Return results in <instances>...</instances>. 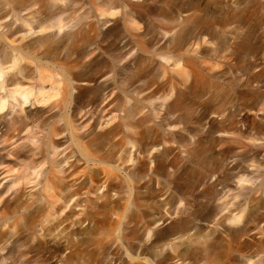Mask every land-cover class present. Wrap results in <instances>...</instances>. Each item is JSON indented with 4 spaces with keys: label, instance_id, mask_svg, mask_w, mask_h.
Listing matches in <instances>:
<instances>
[{
    "label": "rangeland",
    "instance_id": "rangeland-1",
    "mask_svg": "<svg viewBox=\"0 0 264 264\" xmlns=\"http://www.w3.org/2000/svg\"><path fill=\"white\" fill-rule=\"evenodd\" d=\"M166 3L172 4L168 5L169 16H162L156 10L150 14L144 12L153 5L167 8ZM202 3L195 5V8L204 7L205 2ZM187 8V5H181L179 0L153 2L42 0L31 10H21L17 15L29 16V11L39 14L38 16H48L51 12L58 13L56 18L63 20L66 29L74 26L75 19H81L85 25V35H94L93 40L87 43L84 55L80 57L81 65L84 64L89 71L96 73L97 77L107 76L109 83V109L113 118L109 123L119 124L113 129V146L123 137L135 138L139 133L144 135L146 140L158 137L160 141L162 138L169 140L167 134L173 132L176 137H171L169 146L181 144L176 142L178 137L185 143L194 142L197 138L201 139L204 154L210 155L215 160L216 166L215 171L211 175L208 174L202 182L212 184L211 190L215 198L227 202L226 207H231L233 203L244 199V206L236 214H239V219L245 221L244 224L247 226L246 234L240 239L248 240L246 244L249 247L239 248L236 247L237 244L230 242L233 251L228 257L210 255L208 258L186 256L180 258L178 256L196 247L198 239L212 237L209 233L211 229L218 238L220 235L225 237L226 232L224 233L223 230L226 231L227 225L230 224L226 220L219 227L213 226L216 217H219L215 215L193 219L195 210L206 201V197L201 193L204 184L198 185L196 167L190 160L194 159L193 154L187 155L183 151L184 147L179 146L180 160L175 167L176 170L168 168L154 175L147 186L144 185L147 173L137 178H129L124 172L120 173L118 175L121 178L113 177V189L107 192L106 196L98 199L93 194L86 195L82 188L63 203L52 216L46 215V209L42 206L41 214H37L30 233L21 230L23 222L19 212L9 213L6 221L0 224V228H9L8 224L17 220L21 234L16 237L15 229L13 230L12 227L7 229L10 232L0 241V264H159V259L161 264H264V216L257 223L258 227L254 228L248 217L251 194L241 190L245 193V198L241 194L237 195L239 187L248 190L260 182L257 176L259 173H264V164L246 161L236 165L237 157L225 151L229 147H234L230 130L227 129L229 123L242 127V120L252 121L256 114L253 110H239L232 103L231 106L226 105L230 120H224L226 112H216L222 101L213 97L207 102L212 79L202 70L201 58L193 55L192 64H185L184 61L174 64L175 57L168 53V39L175 32L179 13ZM137 11L141 12V17L135 16ZM185 13L182 11L181 14ZM9 17L11 18L12 15ZM9 17L5 20L8 21ZM131 18L138 30L132 25ZM11 22L13 19L9 21ZM228 29L232 31L234 28L230 25ZM52 33L53 39H57L60 35L57 34L56 28L52 29ZM141 34H146V38L151 39L150 42L145 43L140 37ZM5 36L8 41L15 42L20 38L14 30ZM34 39L29 35L23 38L21 43L25 42V50L39 48L40 45ZM258 45L262 48L257 51V61L264 69V35L260 37ZM201 47L203 49L209 47L206 35ZM0 51L9 53L12 50L1 43ZM113 54L117 55V60L119 59L115 71L110 69ZM166 54L170 57L169 60H164ZM74 57L75 54H70L69 58ZM119 66H127V68L118 70ZM6 71L12 72L9 69ZM130 74L134 76L131 84L128 83ZM169 83L173 84L171 90ZM188 85H194V95L187 92ZM176 95L181 98L179 112L184 116L191 113L192 118L183 119L178 126L170 128L166 126V119L162 113ZM15 109L19 110L18 107ZM22 109L25 114L24 120L28 122L45 119L43 111L28 103L24 104ZM127 110L129 116L126 118ZM108 117L110 118V115ZM166 117H169L168 114ZM52 120L58 119L56 117L46 119L45 122ZM206 132L209 135L207 139L203 137ZM21 135L20 133V138ZM88 138L83 137L79 143L75 141V144L66 140L59 149L70 150L68 156L73 175L64 178L67 185L78 182L82 172L87 169V164L80 156V150L88 149ZM18 143L14 153L17 158L8 157L6 151H3L0 163V189L5 185L0 195V208L7 205L8 212L21 210L19 198H13L11 194L14 188L19 187L20 194L24 195L29 191L31 199L35 196V200H40L39 190L43 189L46 180L51 179L53 175H60L56 169L49 168L50 155H46L44 162L40 163L38 149L32 139L23 138ZM160 145H156L155 148H160ZM155 148L152 149V153ZM116 154L122 155L123 160L119 166L126 171L132 167L139 155L136 148L131 147L129 139L122 142ZM257 158L252 160L258 162ZM146 162L147 169L152 168V158L146 159ZM30 164L36 166L29 170ZM115 164L113 162V166ZM210 165L211 162H208L207 166ZM243 169H247L246 173L251 178L238 183V176ZM32 170L38 173H31ZM99 177L97 184H102L101 187L104 185L103 190H105L107 184L103 182L104 178L101 174ZM187 178L189 181L184 189L180 190L178 184L180 186ZM28 181H34L37 185L33 187L27 183ZM192 182L194 185H191ZM88 198L96 202L112 201L111 210L107 205L99 207L97 217L103 215L104 218L101 217L96 226L89 220L81 223L71 222V218L78 217L81 210L88 209L86 206ZM68 211H72L71 217L65 216ZM257 212H262L264 215V208ZM178 215L185 220L184 226L180 229L175 226L168 228ZM53 224H55L53 228L47 229ZM20 251L26 252V255L19 256Z\"/></svg>",
    "mask_w": 264,
    "mask_h": 264
},
{
    "label": "bare ground",
    "instance_id": "bare-ground-1",
    "mask_svg": "<svg viewBox=\"0 0 264 264\" xmlns=\"http://www.w3.org/2000/svg\"><path fill=\"white\" fill-rule=\"evenodd\" d=\"M41 1L0 0V44L4 43L12 50L9 53L0 51V163L3 151H6L8 157L17 158L14 153L19 144L18 141L23 138L32 139L37 146L40 163L44 162L46 155H50L49 168L56 169L60 175H53L51 179L46 180L43 189L39 190L40 200H35V196L31 199L29 191L24 195L20 194L19 187L14 188L11 194L13 198H19L21 210L8 212L7 205H3L0 208V224L6 221L9 213L19 212L23 222L21 230L30 233L37 214H41L42 206L46 209V215L52 216L55 212L57 213L63 203H66L74 193L79 192L82 188L86 195L93 194L96 199L106 196L107 192L113 189V177L121 178L118 174L123 172L129 178H137L139 175L147 173V180L144 182V185L147 186L154 175L160 174L168 168L176 170L175 167L180 160L179 146L184 147L183 151L187 155L193 154L194 159L190 160L195 164L196 179L198 185H201L203 179L215 171L216 166L214 165L215 160L210 155L204 154L203 141L199 138L194 142L185 143L182 138L178 137L176 142L181 144L169 146L171 137H176L173 132L167 134L169 140L162 138L160 141L157 139L158 137L146 140L145 136L139 133L135 138L123 137L113 146V129L119 124L109 123L113 118L109 109L110 89L107 76L97 77L96 73L89 71L80 62L87 43L93 40L94 35H85L86 29L81 19H75L74 26L66 29L63 20L56 18L58 13L52 14L51 12L48 16H38V13L36 15L35 12L29 11V16L17 15L21 10H31ZM153 1L155 0H149V2ZM179 1L181 5L186 4L188 8L181 10L178 15L179 22L175 32L168 39V53L175 57L174 64H178L180 61L192 64L193 55H198L197 57L201 58L202 70L212 79L207 102L213 97L222 101L216 112H226L224 120H230V113L226 111V105L231 106L232 103L239 110L254 111L256 117L252 121L242 120V127H236L233 123H229L227 129L230 130L229 134L232 136L234 147H229L225 151L237 157L236 165L246 161L259 165L264 164V69L257 61L256 56L258 49L262 48L258 42L264 35V0ZM202 2H205L204 7L195 8V5H201ZM168 5L172 4L166 3L167 8L153 5L144 12L150 14L156 10L160 15L166 17L169 16ZM52 7L50 8L53 11ZM182 11L186 13L182 15ZM129 14L131 15V13ZM9 15L12 17L10 18ZM135 16L141 17V12L137 11ZM7 17L10 18L8 21L5 20ZM11 19L13 22L9 23ZM130 20L134 28L138 30L133 19ZM230 25L234 28L232 31L228 29ZM53 28H56L58 35L60 34L57 39H53ZM13 30L20 36L17 42L8 41L5 36L12 33ZM28 35L35 38V42L40 45L39 48L25 50V42H21ZM205 35L208 37L209 43L207 49L201 47V44H204ZM140 37L142 40L144 39L145 43H149L151 40L146 38V34H141ZM70 54H75V57L70 59ZM116 58L117 55L113 54L110 60V69L113 71L118 66L119 59ZM166 59H170L167 54L164 57V60ZM125 68L127 66H119L118 70ZM7 69L12 72L8 73ZM133 78L134 76L130 74L129 84L132 83ZM169 86L171 90L173 84L169 83ZM186 89L188 93L191 92L194 95V85H188ZM180 100L181 98L176 95L163 110L162 116L166 119L167 127H176L181 120L192 118L191 113L184 116L179 112ZM26 103L43 111L45 119L31 122L24 120L25 114L22 106ZM15 107H18L19 110L17 111ZM167 114L169 117H166ZM128 116L129 110L125 114L126 118ZM55 117L58 120L45 122L46 119ZM20 133L22 134L21 138ZM83 137H89L88 149L80 150V156L82 161L87 164V169L82 172L78 182L67 185L64 178L73 175L68 156L70 150L59 149L66 140L75 144V141L79 143ZM203 137L207 139L208 133L206 132ZM128 139L131 147H135L139 155L132 167L126 171L119 166L123 160L122 155H117L116 152L122 142ZM159 144H161L160 148H155ZM198 147L199 149H197ZM153 148L155 149L152 153ZM258 156L260 158H257ZM148 158H152L153 162L150 169H147L146 159L148 160ZM256 158L258 162L252 160ZM113 162L116 163L114 166ZM208 162H211L210 166H207ZM35 166L30 164L28 169L31 170ZM246 172L247 169L242 170L238 176V183L251 178ZM31 173L37 174L38 172L32 170ZM100 174L104 178L103 182L107 184L105 190H103L104 185L101 187L102 184H97ZM257 177L260 178L257 185L248 190L239 187L240 190L237 191V195L241 194L244 198L245 193L251 194L248 217L254 228L258 227L257 223L264 216L262 212H257L264 208V173H259ZM188 181L187 178L180 186L178 184L179 189L183 190ZM27 183L33 187L37 185L34 181ZM191 185H194L193 182ZM211 188L212 184H204L201 193L206 197V201L198 210H195L193 219L197 217L199 219L209 218L212 215L219 216L216 217V222L213 225L215 227L221 226V223L226 220L229 221L230 224L227 225L226 231L223 230L224 233L226 232L225 237L220 235L218 238L217 235H214L215 231L211 229L209 233L212 234V237L198 239L196 247L182 252L178 255L180 258L184 256L208 258L210 255L228 257L233 251L230 242H234L239 248L241 246L249 247L246 244L248 240L240 239L246 234L247 226L244 224L245 221L242 222L239 219V214H236L244 206V199L233 203L231 207H226L227 202L216 199ZM241 190H244L245 193ZM23 197L28 198L23 200ZM86 202L88 209L81 210L78 217L71 218V222L81 223L84 220H89L96 226L97 222L104 218L102 214V218L97 217L99 207L107 205L109 210L112 207L110 205L112 201L108 203L107 201L96 202L88 198ZM223 209L225 211H222ZM71 212L68 211L65 216L71 217ZM176 217L168 228L175 226L180 229L184 226L185 220L181 219L179 215ZM108 223L111 225L110 221ZM8 226L16 230V237L21 234L17 220L12 221ZM54 226L55 224L47 229ZM9 228H0V241L10 232ZM40 236L42 237V235ZM18 255L25 256L26 252L20 251ZM158 263L161 264L160 259Z\"/></svg>",
    "mask_w": 264,
    "mask_h": 264
}]
</instances>
